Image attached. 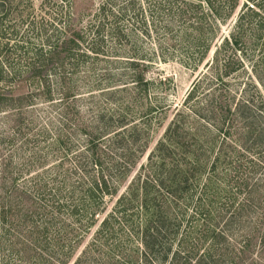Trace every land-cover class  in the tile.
<instances>
[{
  "label": "trees",
  "instance_id": "trees-1",
  "mask_svg": "<svg viewBox=\"0 0 264 264\" xmlns=\"http://www.w3.org/2000/svg\"><path fill=\"white\" fill-rule=\"evenodd\" d=\"M3 21L0 264H264V0Z\"/></svg>",
  "mask_w": 264,
  "mask_h": 264
},
{
  "label": "rangeland",
  "instance_id": "rangeland-1",
  "mask_svg": "<svg viewBox=\"0 0 264 264\" xmlns=\"http://www.w3.org/2000/svg\"><path fill=\"white\" fill-rule=\"evenodd\" d=\"M42 0H0V15H4V26L24 30L26 20L40 12ZM100 0H72L73 11L79 16L95 10ZM52 9V8H51ZM50 9V10H51ZM194 72L176 59L156 61L148 71V76H161L171 80L170 89L166 92V102H179L186 95L192 84Z\"/></svg>",
  "mask_w": 264,
  "mask_h": 264
}]
</instances>
